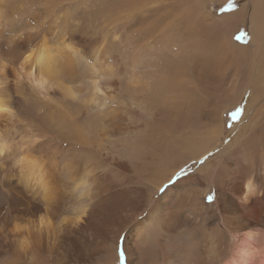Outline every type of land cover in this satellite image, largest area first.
Segmentation results:
<instances>
[{
  "label": "bare ground",
  "instance_id": "bare-ground-1",
  "mask_svg": "<svg viewBox=\"0 0 264 264\" xmlns=\"http://www.w3.org/2000/svg\"><path fill=\"white\" fill-rule=\"evenodd\" d=\"M19 1L25 9L21 14L15 13L19 18L18 25L15 27L17 28L16 34L5 41L0 39V57L6 62V64L2 63L4 73H10L20 63L26 71L21 74V79L15 80L16 83L7 82L4 74L1 76L0 85H4V87H0V127L3 123L2 118L7 116L6 107L9 105V100H7L9 96L6 90L13 88L15 95L22 97L15 96L14 100L22 103V112L29 116L32 127L37 132V134L34 133L35 137L39 141L36 143V140L31 141L24 148L18 150L11 149L6 144L0 145V264H64L66 260L69 262L68 253L70 250L64 252V254L67 253L65 258L54 259L52 255L64 247H69L72 242L76 244L80 236L87 234L88 230L93 232L92 234L95 231V239H103L105 248L99 250L107 253L110 248L105 251L108 245L106 238L109 227L113 225V220L115 223L113 215L130 216L134 209L131 210L132 202L136 204L133 199H130L131 195L128 198L127 194H130L131 191L126 184H137L134 193L138 195L142 192L146 193L142 188H147L148 191L160 188L165 181L167 182L171 177L177 175L175 171L179 162H186L193 156L187 149L191 140L186 142L187 139H185V143H182L184 141L179 142L181 146L178 148L177 145H172L165 157L150 158L141 165L138 171L134 170L125 157L129 146L123 145L126 143L124 139L129 138L134 130L127 128L128 126L125 127L126 118L120 113L117 114L116 110H112L116 102L112 94L119 91L122 84L120 77L124 74L119 67L121 65L118 57L112 50L111 54L108 51L103 53V51L100 57H98V53L95 59L90 60L92 53L94 56V50L91 53L94 46V11L87 12L93 17L86 22L87 25L79 27L80 24H76L79 0ZM144 1L145 4L157 3L156 0H125L119 5L125 2L129 7L133 4L137 7V3L139 6ZM179 1L183 0H177V3ZM188 1L195 4L196 14L204 15L205 11L201 7L203 2L200 5L198 3L200 0H184V2ZM139 7H141L138 8L139 10H143L142 6ZM169 7L171 6L169 5ZM65 9L68 11L62 19L59 17L57 20L52 19L53 16L56 18V15ZM260 14L259 16L264 19V13ZM186 15L188 14L186 13ZM200 18H196V20ZM214 18L216 19V16L211 13L209 15V21L212 23L210 26L214 25ZM201 20L199 22H202ZM194 22L196 21L194 20ZM145 26L146 29L142 32L141 28V33L133 41L140 43L141 48L147 43L149 45L159 44L164 36L161 25L157 23L148 26L145 23ZM173 26L177 29V22L168 25V28L172 29ZM249 35L247 44H235L234 34L227 41L217 39L214 44H212L213 42L208 43V40L206 44L201 41L204 46L207 43L212 44L214 51L210 53L208 59L199 63L202 67H207L213 74L217 73L218 68L216 67L219 65L226 64L229 68L240 60L242 50H249L251 53L257 51L255 48H258L259 40L256 38L257 33L254 31L252 23ZM224 37L226 36L224 35ZM76 38H79L77 42ZM196 45H199L197 41ZM248 45L251 47L250 49L247 48ZM129 46L131 47V45ZM26 53L30 54L23 58ZM96 59L100 62L94 65ZM110 64L116 68L115 71L106 69L112 66ZM152 66V69L148 68L147 72H145L147 67L141 66L145 72L143 77L149 80L150 84L148 85L163 81L162 91H165L168 97V93L174 92L175 81L179 79L180 82L179 77L185 70L174 71L173 66L163 68L159 66V63H154ZM154 69L155 74L151 72ZM33 71L36 77L37 75L41 77L39 80L41 83L48 80L53 82L54 86H58L55 84L61 80L71 84L75 88L78 100L70 99V95L67 94L72 95L73 93L64 90L62 101L66 110L59 112L54 108L52 110V107L46 108L44 103L40 102L41 100H37L27 91L26 82L32 77ZM131 75L133 78V74ZM238 75L239 72L235 74L236 77ZM143 88L140 91V97H144L145 102H150L153 95ZM176 89L178 90V84ZM154 94L157 97L161 93L155 91ZM73 95L75 96V94ZM131 98L133 99V97ZM125 99H121L119 96L117 103L122 106L126 103L133 104ZM136 108L139 109V106ZM146 110L149 111L148 108ZM152 110L148 115L150 119L157 115ZM137 132L136 130L135 133ZM134 149L139 153L136 148ZM181 150L184 153L178 155L179 161H175L176 158L173 159V157L176 156V152ZM19 156L23 157L18 163H14V160ZM253 183L236 186L234 192L237 198L229 196V193V195H225L226 205L224 206L229 208V212L222 218V225L208 224V218H203L204 216L202 217L201 214L197 216L195 215L197 213L193 214L194 209H192L193 213L185 212L176 215L171 208L172 204L165 201V197L162 195V198L152 207L147 218L142 221L132 219L130 222L127 231L129 234L123 244L127 255L126 261L128 264H219L226 252L223 246L229 237H233L234 244L237 246L236 252L231 261L226 264H264V248L260 246L258 240V237L263 233L246 231L254 222L249 220V213L238 205L240 201L252 202V205L258 209L253 213L258 219H262L260 225H264L262 218L264 213L261 210L264 206V188L257 187ZM181 184L175 186L174 189L177 192L182 189ZM205 190L203 189V191ZM125 195L127 203L125 198L123 199ZM138 195H135V199ZM192 203L188 204L192 205ZM66 215L75 217V220L66 218ZM109 217L112 221L109 220ZM85 227L89 229L85 230ZM244 230L245 232L242 233L241 231ZM119 237L120 234L116 236L117 239ZM178 237H182L184 240L180 243L175 242L178 241ZM115 243L116 251L118 242ZM7 247L10 248V251L6 249ZM9 255L12 261L8 263L6 259Z\"/></svg>",
  "mask_w": 264,
  "mask_h": 264
},
{
  "label": "rangeland",
  "instance_id": "rangeland-1",
  "mask_svg": "<svg viewBox=\"0 0 264 264\" xmlns=\"http://www.w3.org/2000/svg\"><path fill=\"white\" fill-rule=\"evenodd\" d=\"M79 1L80 5L77 10L78 20L76 21L77 25L80 24L79 27L87 25L86 22L93 18L87 12L94 11V46L91 50V53L94 50V56L93 53H90V60L95 59L98 55L100 57L103 51V53L108 51L111 54L113 50L121 65L119 67L124 73L120 77L122 84L119 91L112 94V97L116 101L112 110H116L117 114L120 113L126 118L125 127L128 126L127 128L134 130V133L129 138L124 139L126 143H123V145L129 146L125 157L131 163L133 169L138 171L141 165L146 163L150 158L165 157L172 145L175 144L178 148L181 146L179 142L185 139H187L185 140L186 142L191 140V144L188 145L187 149H189L193 156L186 162H179V166L175 171L177 175L171 177L167 182L165 181L160 188L152 191L142 188L143 190L145 189L146 193L142 192L143 195H138L134 193V188L138 186L137 184H126L129 191L133 192L132 194L131 192L127 194L129 195L128 198L131 195L130 199H133L136 204L132 202L133 206L131 210L134 209L133 214H130V216L128 214V216L125 214L113 215L115 216V223L113 220V225L109 227L106 238L108 245L105 251L110 248L107 253L100 252L99 250H104L105 248L103 246V239H95V231L92 234L93 232H90L89 228L85 227L88 233L80 236L81 239L79 238L76 244L72 242L69 247H64L61 251L55 252L52 255L54 259L65 258L67 253L64 254V252L70 250L68 256L72 260L69 258V262L66 260L64 264H128L123 244L129 234L127 232L129 224L132 219L142 221L147 218L151 213L152 207L162 198V195H164L165 201L172 204L171 208L176 215L185 212L193 213L195 210L196 212L194 211L193 214L197 213L195 214L196 216L201 214L202 217L204 216L203 218H208V224L222 225V218L228 215L229 212V208L224 206L226 205L224 198L226 194L229 193V196L237 198L234 188L240 184L246 185L247 183L254 182L255 186L264 188V19L259 16L260 13H264V0H200L198 3L201 5V2H203V6L201 5V7L205 11L204 15L196 14L197 9L195 4L189 1L184 2V0L178 3L177 0H156L157 3L152 4H145L146 2L144 1L142 3L144 6L142 4L139 6H142L145 12L138 9L141 8L138 6V3L137 7L134 4L129 7L125 2L119 5L125 0ZM24 9V5L19 0H0V39L2 41L16 34L15 30L17 28L15 27L18 25L19 18L15 13L21 14ZM154 9L156 10L154 11ZM186 10L187 12H185ZM67 11L65 9L59 13L60 16L58 14L56 18L53 16L52 19L57 20V17L62 19ZM208 13L216 16L213 26H210L212 23L209 21L210 14L208 15ZM196 18L202 19V22H199ZM192 19L196 22L192 21ZM261 19L262 22L260 21ZM176 22L178 24L177 29L174 26L172 29L168 28V25L175 24ZM145 23L148 26L159 23L161 29L164 31H162L164 36L161 38L159 44L152 43L149 45L147 43L141 48L140 43L133 40H136L141 30L143 32L146 29ZM251 23L253 24L254 31L257 33L256 38L259 40L255 53H251L249 50H242L240 60L229 68H227L226 64L217 66L218 70L216 74L210 73L207 67H202L199 62L209 58L210 53L214 51L212 44L217 39L227 41L234 34L235 44H247L250 38ZM166 28L168 29L166 30ZM157 34H159L158 31ZM78 40L79 38H76L75 41L77 42ZM196 41L199 45H196ZM201 41L204 42L203 44H206V41L213 43L210 45L207 43L208 46H204ZM215 46L218 47L216 44ZM247 48L250 49L251 47L248 45ZM138 49L140 50L139 52ZM29 54L26 53L23 58ZM261 54L263 56L262 59ZM3 60L0 57V77L4 74L7 82L16 83L15 80L21 79V74H24L26 69L21 67L20 63L10 73H4L2 67ZM94 61V65L100 62L97 59ZM153 62L159 63V66L163 68L165 66H173L174 71L177 69L180 72L185 70L179 77L180 82L179 79L175 81L174 92L168 93V97L165 91H162L164 86L163 81L148 85L150 84L149 80L143 77L148 68L152 69ZM137 64L140 68H138ZM141 66L143 68L147 67L145 72L141 69ZM106 69H110V71L116 70L113 65ZM151 72L156 73L155 69L151 70ZM238 72L239 75L236 77L235 74ZM131 74H133V78ZM135 77L138 79L135 80ZM40 79L41 77L39 75L36 77L33 71L32 77L26 82V87L27 91L36 97L37 100H41L40 102L44 103L46 108L52 107V110L54 108V110L64 112L66 110L62 101L64 97L62 94L65 93L64 90L75 94V96L67 94L70 95V99L78 100L75 88L71 84L59 80L58 84H55L58 86H54L53 82L42 80L44 82L41 83ZM1 81L2 77L0 78V83ZM126 82L130 85L126 84ZM125 84L126 86L128 85V90H125L127 88ZM177 84L178 90L176 89ZM0 87H4V85H0ZM141 87H144L143 90L146 88V92L152 93L153 99L150 102H145L144 97H140ZM155 91H160L159 97L155 96ZM6 92L9 96L7 99L9 100V105L6 107L7 116L2 118L3 126L1 125L0 127V145L6 144L11 149L18 150L24 148L31 141L36 140L35 143L38 142L39 140L35 137L37 132L34 131L29 116H26L22 112V103L14 100L15 96L20 97V95H15L13 88H7ZM119 96L121 99L126 98L125 101H131L137 105H131L130 103H126L123 106L119 105L117 103ZM136 106H139V109ZM237 109L241 110V116L239 117L233 113ZM151 110L157 115L150 119L148 115L149 112L151 113ZM30 124L32 129H29L31 128ZM136 130L138 131L137 133H135ZM185 141L182 143H185ZM182 152V150L176 152L177 157L174 156L173 159L176 158L175 161H179L178 155ZM22 157L19 156L14 160V163H18ZM205 157H208V159L204 164H201V160H204ZM178 184L182 185V189L177 192L174 188ZM203 189H206V192ZM135 195L139 197L137 196V199H135ZM209 195L214 197L212 203L207 201V196ZM133 196L135 197L133 198ZM123 199L125 202L127 201L126 195ZM130 199L128 200L130 201ZM190 202H193L192 205L188 204ZM238 205L249 213L250 218H253L252 220L249 218V220L254 222V224L250 225L246 231L252 230V232L256 231L255 233H263L262 236L258 237V240L260 246L264 248V225H260L262 219H258L253 213L254 210L256 212L258 209L252 205V202L246 203L240 201ZM261 210L264 213V206ZM65 217L75 220L73 216L66 215ZM262 218L264 220V217ZM110 219L111 217H109ZM241 232L243 233L245 230ZM118 234H120V237L117 239L116 236ZM177 239L178 241L175 242L178 243L184 240L182 237H178ZM233 240V237H229L223 246L226 252L219 261V264H226L234 257L237 246ZM116 241L118 242V248L115 251ZM6 249L10 251L9 247ZM11 261L12 259L9 255L6 262L9 263Z\"/></svg>",
  "mask_w": 264,
  "mask_h": 264
},
{
  "label": "snow or ice",
  "instance_id": "snow-or-ice-1",
  "mask_svg": "<svg viewBox=\"0 0 264 264\" xmlns=\"http://www.w3.org/2000/svg\"><path fill=\"white\" fill-rule=\"evenodd\" d=\"M233 113L236 114L237 117L241 116V110H240V109H237V110L234 111ZM207 159H208V157H205L204 160H201V164H204V163L206 162ZM213 200H214V197H213L212 195L207 196V201H208L209 203H212Z\"/></svg>",
  "mask_w": 264,
  "mask_h": 264
}]
</instances>
